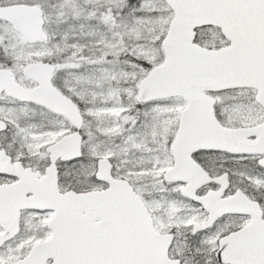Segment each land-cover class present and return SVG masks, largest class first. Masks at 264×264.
Wrapping results in <instances>:
<instances>
[{
    "label": "snow or ice",
    "instance_id": "1",
    "mask_svg": "<svg viewBox=\"0 0 264 264\" xmlns=\"http://www.w3.org/2000/svg\"><path fill=\"white\" fill-rule=\"evenodd\" d=\"M0 264H264V0H0Z\"/></svg>",
    "mask_w": 264,
    "mask_h": 264
}]
</instances>
